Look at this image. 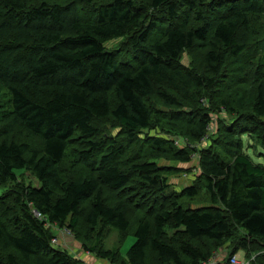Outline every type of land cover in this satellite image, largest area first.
<instances>
[{"label":"trees","instance_id":"1","mask_svg":"<svg viewBox=\"0 0 264 264\" xmlns=\"http://www.w3.org/2000/svg\"><path fill=\"white\" fill-rule=\"evenodd\" d=\"M115 39L130 65L106 50ZM244 137L264 149V0H0V264H85L53 247L50 226L110 264L264 249V165ZM194 158L192 185L166 192ZM79 165L92 168L69 174ZM103 229L116 248L94 245Z\"/></svg>","mask_w":264,"mask_h":264},{"label":"rangeland","instance_id":"2","mask_svg":"<svg viewBox=\"0 0 264 264\" xmlns=\"http://www.w3.org/2000/svg\"><path fill=\"white\" fill-rule=\"evenodd\" d=\"M38 1H40V0H38ZM44 1H48L49 3H58V2H64L65 0H44ZM93 7H94L93 5L89 6V7L82 6V8H83L82 12H83V16H84L83 18L84 19H91L92 18V13H94ZM155 35H157V34H155ZM105 48L108 51L116 52L117 56H118V60L122 64H125V63L132 61V58H131L132 53H131L130 49L128 48V45L124 39L111 40L105 44ZM200 53L201 52L199 49H194L191 52H185L183 54L182 62L187 66L192 64V62L193 63L196 62L197 64H199V62H200L199 54ZM128 65H130V63H128ZM107 124L108 125H106V128H105V136L114 137V138L118 139L120 137V134H119L120 129L117 126H115L114 124H112L111 122H108ZM148 132L149 131H145V133H148ZM150 133L155 134L154 131H151ZM243 143H244L245 152L252 158V160L255 163L264 164V149L260 145L256 144L254 140L249 139L247 137L243 138ZM131 148L133 149L134 145ZM132 149H130V150H132ZM136 150H137V148H134V150L130 151V152H135ZM195 165H196V158H194V160L190 164L179 165V167H184L185 169H188L189 171L191 170V172L179 173L176 175L169 176L168 182L170 184V187H168L166 192H179L184 187L192 185V183H193L192 178H194V174L197 173L195 169H192V167H194ZM89 168H92V165L90 167L87 165H79L73 169H70L69 174L70 173H72L74 175H79L81 173L84 174L90 170ZM16 174L18 175L19 179H22L24 181V184L26 186H32V187L38 186L37 180L29 172L21 170V171H17ZM103 191H104V193L102 194V196L105 199V202L110 203V204L114 203L113 199H115V197L125 199V197L127 196V194H122L121 192L118 193V191H110V192H107V190H103ZM133 202L130 204H134ZM200 205H204V204L203 203H195V204L193 203L192 208H195L197 206L199 207ZM132 212H133V210L131 211L130 218H131L132 224H134L136 222V218L139 216L138 215L134 216ZM133 226L131 227V229L133 228ZM131 229L129 230V232H130L129 235H127L126 238L118 246L119 251L122 254V256H125L127 254V251L129 250L131 245L135 242V238L133 236ZM49 230H50L51 234L53 235V237L56 239V243L53 244V247L55 249H58V250L62 249V248L58 247L59 241H58L57 235L60 234V232H64V229H60L59 227H56V226H50ZM105 230L106 229L102 230V233H100L99 237L103 238L105 232L107 233L106 237H104L103 240L101 239L100 241H96V243L94 245H96V246L102 245L101 247L104 248L105 250L110 249V248H114V247L116 248L118 243H119L117 232L115 230H110L109 232H107ZM70 239H71V241L76 243L74 245H77L78 252H80V253L86 252V253H88V256L95 258V255L91 254L89 251V249L93 247V244L87 243V248H86V247H84V245H82V242L77 240V236L71 235ZM69 250H67V251L70 253V255L73 256V254H75V252L73 250H70V251ZM232 254H233L232 253V247L226 246L225 248H222L219 251H215L213 253L214 261H216L218 264H231L230 261L232 260V258H236L237 260H240V261H243V260L250 261L249 264H259V260L264 255V249L263 248L257 249V245H255L250 249L249 252H243L242 250H238L234 255H232ZM230 255H232V256H230ZM90 257H88V258H90Z\"/></svg>","mask_w":264,"mask_h":264},{"label":"crops","instance_id":"3","mask_svg":"<svg viewBox=\"0 0 264 264\" xmlns=\"http://www.w3.org/2000/svg\"><path fill=\"white\" fill-rule=\"evenodd\" d=\"M258 164H261V163H258ZM57 236H58V241H59L58 247L63 248L65 250H69V249L73 250L75 252V254H73V257L80 259L85 264H109L105 260H101V259H97L96 257L94 258V257L88 256V253L86 252H83V253L78 252L77 245H74L76 243L71 241L70 239L71 235L67 234L65 231L60 232V234H58ZM210 264H218V263L216 261H213Z\"/></svg>","mask_w":264,"mask_h":264},{"label":"built area","instance_id":"4","mask_svg":"<svg viewBox=\"0 0 264 264\" xmlns=\"http://www.w3.org/2000/svg\"><path fill=\"white\" fill-rule=\"evenodd\" d=\"M175 144L177 145V144H178V141H176ZM36 216H39V214L36 213ZM64 231H65L67 234L71 235V234H70L68 231H66L65 229H64ZM55 243H56V239L54 238V239L52 240V244H55ZM213 261H214V257H212L208 262H202L201 264H210V263H212ZM230 263H231V264H249L250 261H245V260L240 261V260H237L236 258H232V260L230 261Z\"/></svg>","mask_w":264,"mask_h":264}]
</instances>
